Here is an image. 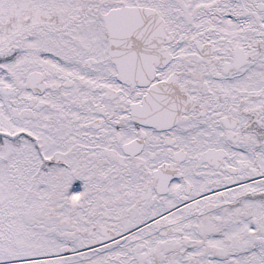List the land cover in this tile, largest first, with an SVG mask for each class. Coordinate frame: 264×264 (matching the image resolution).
I'll return each instance as SVG.
<instances>
[{
	"label": "snow or ice",
	"instance_id": "obj_1",
	"mask_svg": "<svg viewBox=\"0 0 264 264\" xmlns=\"http://www.w3.org/2000/svg\"><path fill=\"white\" fill-rule=\"evenodd\" d=\"M0 264H264V0H0Z\"/></svg>",
	"mask_w": 264,
	"mask_h": 264
}]
</instances>
